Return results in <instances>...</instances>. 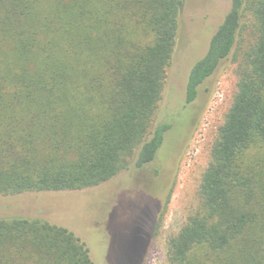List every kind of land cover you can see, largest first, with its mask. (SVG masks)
Instances as JSON below:
<instances>
[{"label":"trees","instance_id":"trees-1","mask_svg":"<svg viewBox=\"0 0 264 264\" xmlns=\"http://www.w3.org/2000/svg\"><path fill=\"white\" fill-rule=\"evenodd\" d=\"M182 3L0 0V196L97 186L135 151L137 168L153 161L169 128L153 115ZM230 55L236 91L201 211L167 242L170 264H264V0H231L188 74L186 103ZM0 264L93 262L67 227L11 216L0 217Z\"/></svg>","mask_w":264,"mask_h":264},{"label":"rangeland","instance_id":"rangeland-1","mask_svg":"<svg viewBox=\"0 0 264 264\" xmlns=\"http://www.w3.org/2000/svg\"><path fill=\"white\" fill-rule=\"evenodd\" d=\"M231 0H183L153 126L169 124L155 158L93 187L0 196V217H38L74 232L93 264H170L167 242L201 211L198 187L236 91L232 55L185 102L188 74L207 51ZM142 253L139 260L134 257ZM136 256V255H135Z\"/></svg>","mask_w":264,"mask_h":264}]
</instances>
